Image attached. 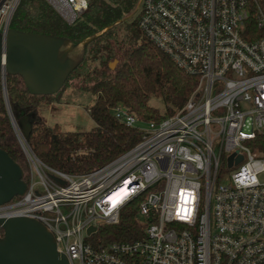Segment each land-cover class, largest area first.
<instances>
[{"label":"built area","instance_id":"obj_1","mask_svg":"<svg viewBox=\"0 0 264 264\" xmlns=\"http://www.w3.org/2000/svg\"><path fill=\"white\" fill-rule=\"evenodd\" d=\"M20 1L0 0L3 34ZM46 1L73 24L91 0ZM259 1L137 0L141 32L197 79L186 104L148 122L117 105L115 117L139 128L141 138L84 174L43 162L14 127L28 164L27 189L0 205V218L39 220L70 264H264ZM132 202L138 205L140 236L101 240L100 228L118 223Z\"/></svg>","mask_w":264,"mask_h":264},{"label":"trees","instance_id":"obj_2","mask_svg":"<svg viewBox=\"0 0 264 264\" xmlns=\"http://www.w3.org/2000/svg\"><path fill=\"white\" fill-rule=\"evenodd\" d=\"M137 0H91L87 10L68 24L46 0H21L10 28L28 33L61 36L78 43L93 39L85 47L82 64L73 71L64 88L54 95H32L22 78L7 75V96L17 121L28 116L32 131L27 141L34 153L49 166L69 174H84L104 166L132 148L141 131L120 122L113 110L124 105L139 120L159 121L181 109L194 91L197 79L179 68L172 58L140 30L135 14ZM259 4L264 11V0ZM117 61L114 68L111 63ZM87 63L86 82L96 95L88 112L95 122L89 131L63 132L49 127L42 113L58 100L71 79ZM161 98L162 112L150 101ZM0 148L6 150L26 172L25 156L8 113L0 79ZM86 150L87 152H82ZM25 159V161H24ZM138 205H127L116 224L102 226L101 240H133L140 236ZM3 230L0 229V235Z\"/></svg>","mask_w":264,"mask_h":264},{"label":"water","instance_id":"obj_3","mask_svg":"<svg viewBox=\"0 0 264 264\" xmlns=\"http://www.w3.org/2000/svg\"><path fill=\"white\" fill-rule=\"evenodd\" d=\"M93 39L78 43L53 36L8 28L0 32V79L13 127H18L26 139L32 125L26 116L17 121L7 96V75L20 76L32 95H54L60 92L70 75L84 61L85 47ZM117 61L111 63L114 68ZM241 156L238 160H241ZM232 158L230 159V162ZM23 167L0 148V205L22 196L27 189ZM0 264H70L57 248L54 234L35 218L16 216L0 218ZM91 227L89 232L94 231Z\"/></svg>","mask_w":264,"mask_h":264},{"label":"rangeland","instance_id":"obj_4","mask_svg":"<svg viewBox=\"0 0 264 264\" xmlns=\"http://www.w3.org/2000/svg\"><path fill=\"white\" fill-rule=\"evenodd\" d=\"M95 65V63L84 64L78 71L79 74L71 79V85L65 87L58 100L52 102L42 113L41 118L47 126H57L60 131L74 134L89 131L95 127V122L91 118L88 109L94 104L96 95L86 87L88 82L85 80V74L89 68L92 69ZM150 103L162 112L165 110L161 98H152ZM141 125L144 127L145 123H141ZM82 152L87 151L82 150ZM24 164L28 169L26 161Z\"/></svg>","mask_w":264,"mask_h":264}]
</instances>
